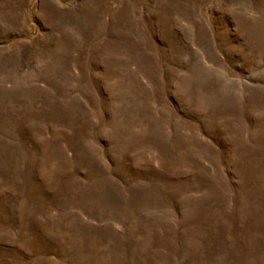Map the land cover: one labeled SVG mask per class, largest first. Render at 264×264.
Instances as JSON below:
<instances>
[{
	"label": "rangeland",
	"instance_id": "374dc122",
	"mask_svg": "<svg viewBox=\"0 0 264 264\" xmlns=\"http://www.w3.org/2000/svg\"><path fill=\"white\" fill-rule=\"evenodd\" d=\"M0 264H264V0H0Z\"/></svg>",
	"mask_w": 264,
	"mask_h": 264
}]
</instances>
